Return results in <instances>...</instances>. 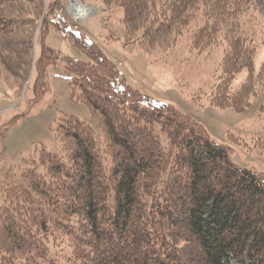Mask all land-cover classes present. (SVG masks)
Listing matches in <instances>:
<instances>
[{
    "label": "trees",
    "instance_id": "trees-1",
    "mask_svg": "<svg viewBox=\"0 0 264 264\" xmlns=\"http://www.w3.org/2000/svg\"><path fill=\"white\" fill-rule=\"evenodd\" d=\"M18 1L33 0H0L5 46L17 45L8 36L32 21L4 9ZM252 1L170 0L169 14L153 31L192 18L193 6L203 2L214 27L204 25L194 38L211 45L215 25L237 18ZM123 2L124 20L132 21L141 0ZM51 16L54 24L63 21L56 12ZM63 32L88 60L44 44L42 30L35 102L46 91L45 67L61 63L74 100L90 108L95 125L59 117L56 147L36 146L0 181V264H264L262 173L233 163L230 148L196 119L145 94L135 99L95 42L83 41L66 24ZM31 41L14 48L28 53ZM227 46L220 64L226 83L242 68L252 71L254 56L241 37ZM222 89L214 106L239 112L250 104L246 84L241 102L223 101Z\"/></svg>",
    "mask_w": 264,
    "mask_h": 264
},
{
    "label": "rangeland",
    "instance_id": "rangeland-1",
    "mask_svg": "<svg viewBox=\"0 0 264 264\" xmlns=\"http://www.w3.org/2000/svg\"><path fill=\"white\" fill-rule=\"evenodd\" d=\"M72 1H18L4 6L32 20L16 35L8 36L18 41L14 47L22 50L20 42L32 41L28 53L0 42V181L5 174L10 178L16 173L36 146L56 147L53 128L59 117L72 115L95 125L90 108L74 100L69 72L61 63L45 67L46 91L40 100L34 99L42 30H46L44 44L74 59L88 60L64 37V24L83 41L97 44L108 66L122 72L135 99L145 94L167 103L181 116L196 119L213 140L230 148L233 163L264 176V0H253L237 18L217 23L213 35L217 42L211 45L194 38L199 28L214 25L205 15L203 2L193 6L192 18L184 22L180 18L170 29L153 31L163 15L169 14L170 0H141L132 21L124 20V0H76L93 8L85 18L73 15ZM54 12L62 18L60 24H54ZM236 37L254 51L253 67L252 71L240 69L226 83V77L220 78L221 59L228 42ZM250 74L253 77L247 84ZM245 84L252 90L246 95H250L247 108L238 112L212 104L220 85L223 101L241 102Z\"/></svg>",
    "mask_w": 264,
    "mask_h": 264
},
{
    "label": "bare ground",
    "instance_id": "bare-ground-1",
    "mask_svg": "<svg viewBox=\"0 0 264 264\" xmlns=\"http://www.w3.org/2000/svg\"><path fill=\"white\" fill-rule=\"evenodd\" d=\"M71 9H72L73 15L77 16V18L78 17L85 18L87 16H90L93 13V8L91 6L86 7V6L80 5L79 3L76 2V0L72 1Z\"/></svg>",
    "mask_w": 264,
    "mask_h": 264
},
{
    "label": "clouds",
    "instance_id": "clouds-1",
    "mask_svg": "<svg viewBox=\"0 0 264 264\" xmlns=\"http://www.w3.org/2000/svg\"><path fill=\"white\" fill-rule=\"evenodd\" d=\"M83 14V13H82Z\"/></svg>",
    "mask_w": 264,
    "mask_h": 264
}]
</instances>
